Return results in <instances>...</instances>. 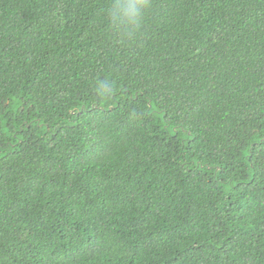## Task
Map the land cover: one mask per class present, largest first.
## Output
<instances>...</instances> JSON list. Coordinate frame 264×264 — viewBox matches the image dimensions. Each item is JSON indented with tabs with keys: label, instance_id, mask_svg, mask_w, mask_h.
I'll return each instance as SVG.
<instances>
[{
	"label": "trees",
	"instance_id": "trees-1",
	"mask_svg": "<svg viewBox=\"0 0 264 264\" xmlns=\"http://www.w3.org/2000/svg\"><path fill=\"white\" fill-rule=\"evenodd\" d=\"M0 0V264H264V0Z\"/></svg>",
	"mask_w": 264,
	"mask_h": 264
},
{
	"label": "clouds",
	"instance_id": "clouds-1",
	"mask_svg": "<svg viewBox=\"0 0 264 264\" xmlns=\"http://www.w3.org/2000/svg\"><path fill=\"white\" fill-rule=\"evenodd\" d=\"M150 7L151 0H127L113 4L112 20L123 33L122 41L139 31L143 16Z\"/></svg>",
	"mask_w": 264,
	"mask_h": 264
}]
</instances>
